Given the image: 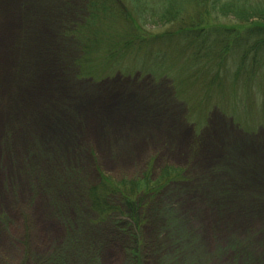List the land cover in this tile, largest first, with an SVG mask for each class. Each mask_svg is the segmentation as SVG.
I'll return each mask as SVG.
<instances>
[{
  "label": "rangeland",
  "instance_id": "rangeland-1",
  "mask_svg": "<svg viewBox=\"0 0 264 264\" xmlns=\"http://www.w3.org/2000/svg\"><path fill=\"white\" fill-rule=\"evenodd\" d=\"M122 1L132 15L171 3ZM175 3L184 34L148 18L136 35L170 37L110 58L117 24H99L95 49L85 0H0V264H264V49L258 64L243 40L221 58L201 49H217L212 29L257 21ZM167 167L179 179L145 211L91 204L100 175Z\"/></svg>",
  "mask_w": 264,
  "mask_h": 264
},
{
  "label": "trees",
  "instance_id": "trees-1",
  "mask_svg": "<svg viewBox=\"0 0 264 264\" xmlns=\"http://www.w3.org/2000/svg\"><path fill=\"white\" fill-rule=\"evenodd\" d=\"M169 1L171 3L166 5L162 1L161 6L158 5L156 6L155 9L152 7H148L146 5H143L141 7L138 6L136 7V5H131V8L135 11V14L132 15L131 12L127 9V7L124 5L122 0H85V8L87 14L85 18H86V22L91 24V25H87L86 32L88 36L90 35L91 37L93 36L92 38L95 40L92 46L93 47L97 46L98 43H101L103 42V40H105V43L103 45L110 47L112 50L115 49V51L112 52L111 54L110 53L107 54V56L112 58L116 54H118L120 50L121 51L127 50L134 45L140 46L139 43L135 44L136 40L142 41L143 39L145 44L146 42L153 39L159 40L162 37H167V36L170 37L167 34H163L161 36L152 37L148 40H145L144 38H141L138 35H136V30H139L138 23L140 22L142 23L146 21V19L148 18L150 19L154 18L156 22L160 24L174 22L173 24H176L178 27L179 25L180 26L182 24L184 25V23H182L184 18H189V19L191 18L189 13H187L185 10L177 6V3H175L176 0H169ZM186 1L189 2V0ZM191 1L192 2L194 1V4L198 3L197 6L199 7L203 5L207 6V8H209L210 10H207L205 14H212L215 12L218 15V13H220L221 15H223V17H232L240 24L257 21L256 24L246 27V29L241 32H239L240 29L235 27V25L229 28L225 26H221L219 29H215V30L212 29V32H210V34L211 33L218 34L214 39L215 42L219 40L218 42H216L217 49L207 50L204 49L203 47H201V49L210 52V56L218 55L221 58L220 55L223 54L221 48L222 47L225 48L227 46V44H225L224 41L230 43V46H232V43L234 41L238 42L243 40L246 44H248L249 42L250 43L249 45H247L248 47L247 52L242 54L241 61L246 60V58L250 56L253 62H256L258 64L259 61V63H261L263 57L259 56V51L260 50L263 51L264 49V37H263L264 24L258 22L264 21L263 7L259 8V7L242 6L237 0L236 1L235 0H191ZM110 22L117 24V29L114 30L111 33V35H109L108 31H106L107 32L106 36L102 40L101 38H99V33L101 32V30L104 29L100 28L99 24H101V26L106 27ZM125 23H127L128 25L124 30V28L122 27L125 26ZM250 27H252V29ZM183 29H184L183 27H179L175 32L176 33L179 32L178 34L180 33L184 34L182 32ZM225 32L226 34L223 35V33ZM242 33L247 34V37L245 35L242 36L241 35ZM242 37H246L245 39H247L248 41L244 40ZM110 39H114V40L116 39V40L110 42ZM106 40H109L110 43L107 44ZM207 40H208L207 38H203L202 44H205ZM220 43H222L223 46H220ZM77 44H79L80 47L78 51H80L81 53L85 52L83 50L84 41L82 42L81 40V42ZM96 48L98 49V46L95 47V49ZM88 55L86 57L85 66L87 65L86 63H88V61H92L89 59ZM74 62L82 65L83 58L79 56ZM94 63L95 62L92 61V63L90 64H94ZM262 63L264 65V62ZM88 74L94 76V72L92 71H90ZM176 174H178L177 171L167 167L162 169L160 174H158V176H156L155 178H151V172L150 169H148L139 178L134 179L132 181L128 180L126 182L114 181V179H112L109 176L100 175L99 182L96 185H93L88 190L89 198L91 197L90 201L93 207L95 209L96 208L100 209L101 212L103 211L104 213L103 215H106L107 213H111V212H116L119 215H122L121 207L122 204L126 202H129L132 205L134 202L137 206L136 211H138L139 209L145 211V208L150 207V205L152 204V200L155 197H157V195H160L162 193L165 195V193L168 192V187H169L168 184L170 182L179 179L176 178ZM173 189H169V192ZM115 195H117L116 197H119V201L117 203H113L112 201L111 203L110 198H112ZM136 259L137 256H134V259H131V261L134 262L133 264H138V260Z\"/></svg>",
  "mask_w": 264,
  "mask_h": 264
},
{
  "label": "bare ground",
  "instance_id": "bare-ground-1",
  "mask_svg": "<svg viewBox=\"0 0 264 264\" xmlns=\"http://www.w3.org/2000/svg\"><path fill=\"white\" fill-rule=\"evenodd\" d=\"M128 99H131V100H129V101H132V99H134V96H132V97H130V98H128ZM128 99H127L126 101H128ZM133 102H134V100H133Z\"/></svg>",
  "mask_w": 264,
  "mask_h": 264
}]
</instances>
